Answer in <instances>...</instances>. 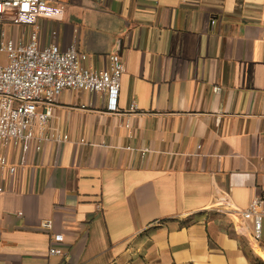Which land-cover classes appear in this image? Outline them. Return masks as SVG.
I'll return each instance as SVG.
<instances>
[{
  "label": "crops",
  "instance_id": "1",
  "mask_svg": "<svg viewBox=\"0 0 264 264\" xmlns=\"http://www.w3.org/2000/svg\"><path fill=\"white\" fill-rule=\"evenodd\" d=\"M60 2L63 21H38L41 45L75 43L96 70L120 55L119 110L67 89L49 131L68 141L0 168V264H264V221L255 247L202 212L215 191L242 209L264 199V0ZM7 156L18 164L20 147ZM53 233L64 256L49 254Z\"/></svg>",
  "mask_w": 264,
  "mask_h": 264
},
{
  "label": "built area",
  "instance_id": "2",
  "mask_svg": "<svg viewBox=\"0 0 264 264\" xmlns=\"http://www.w3.org/2000/svg\"><path fill=\"white\" fill-rule=\"evenodd\" d=\"M64 15L60 0H0V55L5 56V61L0 62V168L12 175L25 168L32 146L40 150L47 141H68V137L49 131L57 100L65 90L102 94L108 112L119 110L121 83L126 71L120 55H110L108 68L96 70L86 65L88 55L80 52L75 43L66 50L55 43L41 45L38 21L61 22ZM4 25L33 27L34 31L28 41L16 42L3 29ZM137 110L133 105L132 111ZM15 147H20L22 152L18 164L11 163L7 156ZM202 212L223 213L235 228L242 224L239 233L250 236L255 247L261 245L264 199L256 198L242 209L232 201L231 191H215ZM53 228L51 220L41 223L45 232H52ZM51 240L50 256H64L61 248L64 236L53 233Z\"/></svg>",
  "mask_w": 264,
  "mask_h": 264
}]
</instances>
